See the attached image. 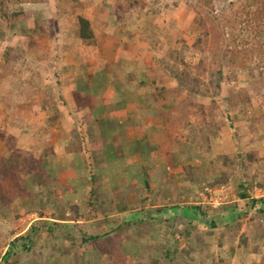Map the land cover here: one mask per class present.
<instances>
[{
    "label": "crops",
    "instance_id": "1",
    "mask_svg": "<svg viewBox=\"0 0 264 264\" xmlns=\"http://www.w3.org/2000/svg\"><path fill=\"white\" fill-rule=\"evenodd\" d=\"M44 28V26L42 28L35 26V29L32 30V27L30 32L32 36L35 35L34 44L48 47ZM92 28L95 39L83 42L79 47L81 52L77 47L72 48L65 44L62 47L66 50L65 55H63L64 51L60 55L49 50L45 55L37 54L39 57H33L34 60L31 63L26 59L20 60L8 72L3 65L5 64L4 56L3 59L0 58V171H2L0 173V220L12 224L10 221H14V215L21 217L20 219L25 216L32 218L35 215L37 218L27 223L35 225L40 232L44 233V227L47 225L49 227V223L73 225L89 236L99 237L102 244L104 238L118 236L114 239L117 243L115 248L107 250L122 254L123 256L120 255L122 262L129 257L127 253L130 250H127V246H137L136 243H141L146 249H160L161 253L154 252V257L161 262L167 261L169 264L175 258L172 256L171 260L167 258V252L171 255L177 248L182 254L186 249H196L199 243L198 236L203 237V242L206 240V246L211 245L212 249L217 248L220 251L217 244L212 243V240L215 241L214 237L205 235L203 228L204 225L209 226L211 219H215L219 221L218 229L214 230L216 238H219L221 234L227 237L223 241V250L226 244L233 241L236 246L234 253L242 254L243 251H237V237H239L237 231H230V228L237 227L238 219L241 220L246 215H255V211L249 207L244 208V202L239 196L237 197V193H233L230 187L225 189L226 186L213 189L215 195L225 197L221 205H213L210 202V199L214 198L212 193L205 191L201 182L196 181L188 185L190 181L187 178L184 181L179 178L185 165H179L174 171L177 173L176 179L179 178V180H167L166 172L170 168L165 167L164 163L173 157L170 154L167 159L166 154H161V147L155 143L147 131L150 127L155 132H164L168 136L170 132L163 125H148L134 119L139 107L145 104L140 97L152 94L149 91H152L154 95L155 88H145L144 92H149L147 95L140 94L142 91L136 88L132 92H127L125 87L128 84L117 81L118 76H113V72L108 67V63L124 61L129 71L143 69L146 75L143 80L154 81V75L151 76L150 72H146L149 68L146 66V60L138 55L143 52L140 49L142 47L132 48L135 46L132 40L122 38V41L120 37H117V30L111 26L104 29L101 22L99 24L94 22ZM37 33L40 36H37ZM57 33H59L58 27ZM50 41L53 42L52 38ZM22 51L20 50L17 54H21ZM125 51L129 53L126 54ZM112 60L117 61L112 62ZM22 67L26 69V73L31 71L36 81L34 88L31 87L27 92L25 89L22 92L18 84L21 80L24 88L25 79L20 77ZM128 75H131V72ZM31 89L35 93L33 96L29 95ZM22 93L27 95L29 99L27 103L23 101ZM11 95L13 99L10 104L1 100L3 96L7 98ZM95 99L100 102L98 105H94ZM120 104L125 107H120ZM159 105L167 111L169 104L159 102ZM84 121L88 124L94 123L98 127L99 135L90 137L86 134L88 126ZM76 123L80 127H76ZM63 131L71 137L66 133L63 136ZM74 135L78 140L82 139L81 146L72 141ZM88 138L92 141L87 142ZM221 138L223 140L220 145L225 153H234L235 147L233 148L229 142L230 136H226L224 131ZM68 139L71 140L72 148ZM186 141L187 139L177 142V145L181 144L179 149L176 148L180 151V156L183 155ZM215 143L216 140L213 138L214 146H216ZM214 150L217 152L216 148ZM97 153H102L103 156L100 155L97 165L92 167L93 155ZM18 156L25 159V163L28 162L29 156L33 157L35 162H39L43 157L46 158L42 162L48 174L45 173L46 176L42 179L49 177L51 181L40 182L43 186H40L39 192L31 182L35 179L31 177L35 169L31 170L29 162L28 173L15 172V170L11 172V170L8 171L9 168L5 169L3 166L6 160ZM156 160L163 161V164L156 163ZM207 161L211 162V160ZM210 162L196 167L195 160L190 163L195 168L208 170ZM62 166L70 167L61 170ZM182 176L186 174L183 173ZM63 177H69L71 180L61 182ZM83 180L85 182H82ZM5 182L9 183L11 190L3 193L1 189L5 186ZM21 190L26 192L27 196H24ZM9 193L12 196H9ZM248 195L253 199L264 198V189L255 188L253 193L249 191ZM71 208H77L76 213ZM12 215V219L8 217ZM74 215H79L80 218L75 219ZM177 221L184 223L178 225ZM168 222L176 225L177 229L171 231ZM136 223H143L149 228L151 223L157 230L149 234H141L134 227ZM41 224H43L42 227ZM183 226L195 228L191 237L185 238L179 234ZM127 227L131 229L124 234L126 233L123 232L124 228ZM245 227L246 224L239 233L245 231ZM31 229L27 226V233L35 232ZM74 234L79 235L78 231ZM49 241L47 239V242ZM67 244L70 243L67 242ZM199 251L198 249L197 252H193L196 258L202 254ZM138 252L140 251H133L132 254L138 256ZM85 255L95 259L91 264H99L100 258L102 260L99 251H90ZM252 256L251 253L246 255L248 264L252 263ZM15 260L12 259L11 262ZM70 260L69 257L62 259L63 264H78ZM142 260L145 263L147 256H143ZM205 261L209 263L206 257ZM229 261L228 258L227 264H237V259ZM28 262L18 261L15 264ZM47 262L57 264L61 260L53 256ZM122 264H127V261Z\"/></svg>",
    "mask_w": 264,
    "mask_h": 264
},
{
    "label": "rangeland",
    "instance_id": "2",
    "mask_svg": "<svg viewBox=\"0 0 264 264\" xmlns=\"http://www.w3.org/2000/svg\"><path fill=\"white\" fill-rule=\"evenodd\" d=\"M153 0H144V4L147 5L148 11L151 8V2ZM155 1V0H154ZM159 2V5L157 9H162L163 13H160L159 16L154 17L153 15L145 16L140 13V9H132L129 10L128 13L125 15V17L119 21L116 17V12L118 9V6L121 3L126 4V0H81L80 2L73 3L68 5L64 0H45L44 3H40L38 5H33L32 3L24 4V5H10L8 6L7 13L12 14L14 12H17L20 10L23 12L25 17H19V23H9L5 20H3L2 17V11L0 10V58L4 56V53L8 49H19L23 50L21 54L19 55L20 60L26 59L27 62H30L34 60L33 57L38 58L41 55H45L49 50H53L55 54L65 55L66 50L62 48L65 44L69 47L78 49L79 52H81V49H79L80 45L83 42H79L75 37V30L77 28V19L78 17H85L91 20V26L93 27V23L96 22V24H99L101 22V25L105 29L107 26L113 27L115 30H117V37H120L121 40H132V43L135 46H132V48L137 49V46H140L142 48L143 52L138 53V55L143 56L146 60V66L149 67L146 72H150L149 74L152 76L154 75V80L156 79V64L155 60L166 58L171 63H174L175 61L170 58L168 51H174V50H181L183 49V56L185 57V60L187 63H190L192 65L198 64L200 60H205L206 63H213V57H211L208 54L202 55L199 52L193 51L190 46L193 44L196 35L191 32L190 27L192 26V21L194 20V13L193 8L197 0H157ZM177 4V7L175 5ZM127 5V4H126ZM220 6V5H219ZM36 7V8H34ZM151 10V9H150ZM38 16L41 18L39 19ZM57 22V27L59 28V33L56 34L57 38L55 40L50 41L49 36L46 37V41L48 42V47L44 45H36L35 43V35L32 36L30 30H34L35 26L36 28L45 26V22L48 21V26L50 29L52 28V22ZM103 23V24H102ZM47 25V24H46ZM172 25L174 26V29H172ZM97 26V25H95ZM100 27V26H99ZM103 30V29H102ZM57 31V28L53 30L55 33ZM190 31V32H189ZM65 33L66 35H63L61 33ZM180 33V34H179ZM37 36H40L37 33ZM180 36V38H179ZM181 39V40H179ZM122 40V41H123ZM120 41V40H119ZM121 41V43H122ZM85 42V41H84ZM88 42V41H87ZM36 49L34 50V46ZM125 47V45L123 44ZM188 46V47H187ZM189 49H187V48ZM53 48V49H51ZM23 52H26L25 54ZM96 52V51H95ZM126 54L129 53V51H125ZM37 54L39 56H37ZM116 54V49H115ZM26 56V57H25ZM107 56V55H105ZM65 57V56H64ZM132 58V57H131ZM117 60H112V62H116ZM2 62V61H1ZM249 68L247 70H236L234 75L230 73L229 71L226 72L227 79H224L223 85H222V93L220 95L221 98H227L228 96H234L237 94H244L248 97L249 102L246 105L234 108L229 105V103H225L222 105V114L223 116L219 118L221 121L223 118L227 120L228 116L236 117L238 118L237 121V130H239V140L237 143L233 141V136L235 135V131L231 129V127H225V135L230 136L229 142L233 145L234 152H244V153H252L255 157L256 162H254L248 171L247 176H240L235 174L236 176L232 179V183L230 185H227L225 189H231L233 193H237V197L239 196L240 190L237 187L238 180L245 181V186L248 188V192L253 193L255 188H263L264 189V63L259 61H252L249 62ZM3 65H5L3 63ZM24 65V64H23ZM15 65L13 66V68ZM109 70L113 72V76L117 75L118 80L121 81L123 84H128L125 89L127 92H132L135 88L139 89V91H142L140 94L147 93L144 92L145 88H147L148 84L145 85V83H149L152 81L143 80L145 75V71L143 69H137L129 71V67L127 65H124V61L122 62H116V63H108ZM228 69V66H227ZM24 71V70H23ZM131 72V75H128V73ZM27 80H25L24 88L21 80L18 81V84L22 90L24 89L27 91L31 87L34 88L36 81L35 78H33L31 71H28L26 73ZM138 81V82H137ZM146 81V82H144ZM169 82V81H168ZM136 83V84H135ZM144 85V86H140ZM154 87V86H153ZM30 90V92L32 91ZM138 91V90H137ZM29 92V95H30ZM153 95L152 91H149ZM148 92V93H149ZM147 93V94H148ZM143 94V95H145ZM147 95V96H149ZM23 101L27 103L29 99L27 98V95L22 93ZM13 99V96L5 98L4 96L1 98V100L4 103H9ZM96 103L94 105H98L100 102H98L97 99H95ZM200 104L207 105V99H201L199 100ZM167 107V111L163 109L159 105V102L154 101L153 99L149 103H145L144 106L142 105L141 108L138 109V114L136 118L139 121H143L145 124L156 126L165 127L166 122L164 120L163 114L171 112V110L176 106L175 103L169 102ZM120 107L124 108L125 105H119ZM160 106V107H159ZM165 107V105H164ZM154 110L158 111V114L154 112ZM164 110V111H162ZM169 110V111H168ZM156 113V114H155ZM150 119V120H149ZM148 122H145L147 121ZM153 120V121H151ZM95 122V121H94ZM155 122V123H154ZM192 122L196 125H202V119L201 116L197 117L194 116L192 118ZM85 123V121H84ZM77 124V123H76ZM76 127H80V125H76ZM86 126H88V129L85 131L86 134L96 136L99 135L98 127H96L93 124L85 123ZM147 125V127H148ZM169 130V129H168ZM67 134V132L63 131ZM147 133L149 135L151 134L152 139L155 141V143L158 144V146L161 147L162 150L161 154H166V158L169 159V155L173 158H171L170 161L164 163L165 167L169 166L170 170L166 172L167 180L175 181L176 174L174 173L176 167L179 165H187L192 160H195L197 165L210 162L207 160L215 159L216 155H218L220 152L224 151L220 145L221 139L216 140V146L214 148L217 149V152L214 155H205L203 151H194V155L190 156L188 160H186V157L180 156V151H177L176 148H178L179 145H177V142L185 141L188 137V132L182 129H178L173 136H168L167 133L164 132H155L153 128H148ZM245 134V136H243ZM68 135V134H67ZM70 136V135H68ZM71 137V136H70ZM73 137V136H72ZM75 137V135H74ZM72 138V141L79 146L83 144L82 139L78 140L77 137ZM99 137V136H98ZM97 137V138H98ZM242 137V139H241ZM95 138V139H97ZM228 138V137H227ZM87 142H91L92 139L88 138L86 139ZM101 140L102 139H97ZM182 140V141H181ZM69 144L71 145L70 148H72L71 140L68 139ZM181 146V145H180ZM85 149L84 147H82ZM218 148H220L218 150ZM74 152V150L72 151ZM167 152V153H166ZM212 152V153H213ZM228 153V152H227ZM103 156L102 153H97L93 155L94 158V164H92V167L96 166L98 163V159ZM208 158V159H207ZM46 159L45 157L42 158L39 162L33 161V157H28V162L30 163L31 170H34L31 177L35 178L34 180H31V182L34 185L35 189H38L39 192L40 186H43L40 184V182L44 181H51L49 177H46V179H42L45 177V173L48 174L47 170L44 168L43 160ZM178 159H180V164H178ZM189 161V162H187ZM26 162V160H25ZM27 163L24 164V173H28L29 170L27 168ZM158 164H163V161H157ZM186 163V164H185ZM191 164V163H190ZM210 168L208 170H203L202 173L196 175L200 178V181L205 188H203L205 191H212V195L214 198H222L223 195H215L214 190L208 187L209 184V177H205L207 175L211 176L215 169L217 168V165L214 163V161H211ZM70 166L61 167V170L64 168H69ZM197 169V168H196ZM217 171H219L217 169ZM181 173V174H180ZM179 174V178L184 181L186 180V176H182L184 171H181ZM218 173V172H217ZM63 175V174H62ZM7 176V175H6ZM204 177V178H203ZM177 178L176 180H179ZM203 179V180H201ZM71 179L69 177H63L61 182H69ZM82 182H85L83 180ZM187 182V181H186ZM188 185H191L192 182H188ZM195 185V184H193ZM197 186V185H196ZM225 187V186H224ZM250 187V188H249ZM11 190L9 187V183L5 182V186L1 189V191H8ZM41 189V188H40ZM55 191H57L55 189ZM22 194L24 196H27V193L22 191ZM186 192V191H185ZM233 195V194H232ZM256 195V194H254ZM9 196H12L11 193H9ZM186 199V197H184ZM188 199V198H187ZM225 201V200H224ZM223 201V202H224ZM215 205V204H213ZM221 205V204H220ZM219 206V205H216ZM36 212V211H35ZM40 216V215H39ZM1 217V216H0ZM11 219L12 216H8ZM249 215H246L243 217L244 224H246L245 231L247 232L250 227V237H253V234L251 232V224L249 221ZM21 218V217H20ZM20 218L17 217V215H14V221H10V223H6L3 220H0V264H15L18 263V261H29L30 264H49L51 262L49 261L50 258L55 256V258H60L61 262L57 264H63L62 259L69 257L73 262L76 261L75 255L71 256H63L61 253L65 252L68 249H71L72 243L69 241V239L74 240L73 237L68 236V238L64 236L63 230L58 227H54L52 223H49V227H44V233L38 228H35V225H29V223L34 218H28V221L26 220H19ZM18 223H16V221ZM239 222V221H237ZM178 225L183 224V221H177ZM59 225L58 223H55V226ZM27 226L30 227L31 230H35L34 233H27ZM43 224H41V227ZM238 226V223H237ZM244 226V225H243ZM70 230L73 229V225H70ZM234 228H230V231H237L236 226H232ZM243 229V228H242ZM37 230V231H36ZM79 230V229H77ZM80 231V230H79ZM130 229L129 227L124 228L123 232H126L124 234H127ZM245 231H242L238 234H244ZM226 233L227 229H226ZM29 234L34 235L31 247L32 252H27V255L19 256L21 254H17L16 251H14V255H12L8 262H6V253L8 252V249L10 247V244L13 240H15V237H25ZM239 236V235H238ZM118 236H115V238H112L113 240L116 239ZM47 239L50 241L47 242ZM67 242L70 244L68 245ZM116 243L115 241H113ZM213 244H217V241L212 240ZM117 244V243H116ZM136 245H128L127 250H130L127 255L130 257H127L126 261L127 264H142L144 261L141 257L135 256L133 251H140L142 255L144 256L143 251V245L141 243H136ZM103 245V244H102ZM239 237H237V251L242 252L244 251L243 248H239ZM76 247H74V250H78L79 246L76 244ZM220 251H218L217 248L211 249L209 251L208 248H206L202 254H200L196 258L195 264H207L205 261V257L208 254H215L217 256L215 259L216 261L221 259H230L229 262H231L233 259L236 260L237 256L239 254L234 253L231 254L228 252V244H226L225 249L219 248ZM215 250V252H213ZM81 254H83V259L80 260V264H91L92 261H95L93 258H89L88 255H85L87 252L89 253L91 248L84 247L83 249L80 248ZM99 251V250H98ZM85 253V254H84ZM102 260L100 258L99 264H122L125 262H122L120 259V255L117 252H113L112 255H109L107 253H102ZM169 253V252H168ZM99 255V254H98ZM167 255V254H166ZM100 256V255H99ZM179 255L178 258L175 259L176 262L170 261L169 264H179ZM243 257V255H242ZM252 263L249 264H259V257L256 255H253ZM12 259H16L15 261L11 262ZM58 260V259H57ZM228 261V260H227ZM103 262V263H102ZM210 262V259L208 260ZM27 263V264H28ZM163 264H168L167 261H163ZM219 264V262H217ZM230 264V263H229ZM243 264H248L246 261L243 262Z\"/></svg>",
    "mask_w": 264,
    "mask_h": 264
},
{
    "label": "trees",
    "instance_id": "3",
    "mask_svg": "<svg viewBox=\"0 0 264 264\" xmlns=\"http://www.w3.org/2000/svg\"><path fill=\"white\" fill-rule=\"evenodd\" d=\"M64 1L70 5L80 2L81 0ZM44 2L45 0H0V10L2 11L1 18L7 21L9 25L11 23H19L20 21L18 18L22 16L25 17L26 14L20 10L8 14V6L29 3L36 6ZM125 3L127 5L121 3L118 6L116 17L119 21L125 17L129 10L136 8H139L140 13L145 16L151 14L157 17L160 13H163L162 9H157L159 5L157 0L151 2V10L149 9V11L147 5L144 4V0H126ZM175 7H177V4ZM193 13L194 20L192 21L193 23L190 30L196 35V38L190 48L202 55H210L213 57V63H206V61L202 59L198 64L192 65L186 62L182 54L183 49L168 51L167 54H169V57L175 62L171 63L166 58L155 60V63H157L155 65L156 79L149 83L144 81L146 82L145 85L148 84V88L154 86L155 94L140 97L145 103H149L153 99L157 102H172L176 104L172 112L166 114L162 113L166 122L164 128L170 132L169 136L174 135L178 129L188 132L182 155L184 158L186 157V160L190 158L194 151L199 150L203 151L207 156L214 155L213 138H217L218 140L221 139L224 128L227 126L235 131V135L232 138L233 141L237 143L239 140V130H237L238 118L228 116L227 120L223 118L220 121L219 118L223 116L221 113L223 109L221 108L225 103H229L230 106L237 108L246 105L249 99L244 94H237L231 97L228 96L227 98L220 97L224 79H227L226 72L229 71L234 75L236 70H247L250 65L248 64L249 62L262 61V63H264V0H197L193 8ZM38 18L40 19L41 17L38 16ZM51 22L53 29L49 28L48 21H46L44 32L50 39L52 38V40H55L57 36L56 32L54 33L53 30L57 28V22L55 20ZM172 29H174L173 25ZM75 37L79 42H87L95 39L91 23L85 17H78ZM17 53H20L19 49L13 50L11 48L4 53L5 70L7 72L11 71L13 66L20 61ZM21 69L20 77L27 80L26 69L23 67ZM147 93L145 95H147ZM33 95H35V93L32 91L30 96ZM203 98L207 99V105L199 103V100ZM154 112L158 114L157 110H154ZM194 116H201L202 125H196L192 122ZM178 145L179 149L181 144L179 143ZM210 160L214 161L217 165V168L211 176H205L209 177L208 187L211 189L230 185L236 173L240 176H247L250 166L256 162L252 153L237 151L234 153H225V151L220 152L216 155L215 159ZM24 164L25 159L18 156L6 160L3 166L5 169L9 168L8 171L11 170V172H14L15 170V172L24 173ZM217 169L219 171H217ZM183 171L187 179L192 183L200 181V178L196 175L203 172L202 169H196L191 164L183 166ZM1 172L2 171H0V173ZM234 183H238L237 187L240 190L239 198L244 202V208L249 207L256 213L248 217L251 224V232L253 234L252 238L250 237V227L244 234H238L244 225V221L238 219L239 222H237L238 226L236 227L237 236L239 235L238 246L239 248H243L244 251L237 256V264H243V262L246 261V255L248 256L249 253L259 257V264H264V198H251V196L248 195V188L245 186V181L238 180ZM71 209L76 213L77 208ZM74 217L75 219L80 218L79 215H74ZM218 224L219 221L211 219L209 226L204 225L203 228L205 229V235L210 238L214 237L215 241L218 243V247L223 249V241H225L227 237L221 234L219 238H216L214 230L218 229ZM53 225L63 230L65 238H68V236L74 238L72 241L69 239L72 243L71 249L61 254L63 256H71L74 254L78 264H80V260L83 259V254H81L80 251V248H83V246L89 247L93 251L99 250V253L101 251L109 255L113 254V252L107 250L108 248L114 249L116 246V243L113 242V237L104 238L102 245L99 237L89 236L83 230H77L76 227L70 230L69 225ZM149 225L150 228L146 227L143 223H136L134 227L139 230L141 234H149L157 230L155 225L151 223H149ZM129 229H131V227H129ZM169 229L175 231L177 226L169 223ZM194 229L195 228L191 226H183L179 234L182 235V237L189 238L192 236V231ZM77 231L79 235L74 234L77 233ZM33 237L34 235L29 234L25 237L15 238V240L11 242L9 251L5 256L6 262L14 255V251H16L18 255L21 254L19 255L20 257L27 255V252L31 253V242ZM198 238L199 243H197L196 249H186L180 254L176 248L173 254L170 255V252L166 253L167 258L171 260L172 256V258L177 259L179 255V264H195L196 257L193 252H197L199 249V252L203 253L206 248H208L209 251L212 249L211 245L206 246V240L203 242V237L198 236ZM76 244L79 246L78 250H74ZM235 247L234 242L230 241L228 244V252L234 254ZM159 250L144 248V256H147V261L142 264H161L162 262L158 258H155L153 254L154 252L161 253ZM139 257H143L141 252H139ZM206 258L207 260L210 259L208 264H217V262H219V264H227L228 262V259L216 261L215 254H208ZM172 262L176 261L173 260Z\"/></svg>",
    "mask_w": 264,
    "mask_h": 264
},
{
    "label": "built area",
    "instance_id": "4",
    "mask_svg": "<svg viewBox=\"0 0 264 264\" xmlns=\"http://www.w3.org/2000/svg\"><path fill=\"white\" fill-rule=\"evenodd\" d=\"M208 192H209V194L212 193V191H208ZM224 199H225V197H222V198H211L210 199L211 200L210 202L212 204H215V205H220L224 201Z\"/></svg>",
    "mask_w": 264,
    "mask_h": 264
},
{
    "label": "clouds",
    "instance_id": "5",
    "mask_svg": "<svg viewBox=\"0 0 264 264\" xmlns=\"http://www.w3.org/2000/svg\"><path fill=\"white\" fill-rule=\"evenodd\" d=\"M33 218L35 219V218H37V216L33 215ZM23 219L26 220V221H28V217H26V216H25ZM23 219H20V221L23 220ZM15 238H16V237H15ZM17 238H19V236H18ZM8 251H9V249H8ZM6 255H7V254H6Z\"/></svg>",
    "mask_w": 264,
    "mask_h": 264
}]
</instances>
